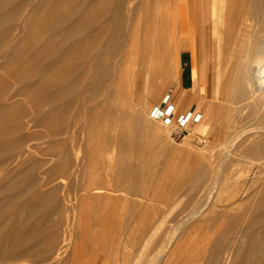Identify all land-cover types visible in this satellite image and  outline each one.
Segmentation results:
<instances>
[{"label": "bare ground", "instance_id": "6f19581e", "mask_svg": "<svg viewBox=\"0 0 264 264\" xmlns=\"http://www.w3.org/2000/svg\"><path fill=\"white\" fill-rule=\"evenodd\" d=\"M63 2L70 3V10L68 12H63L61 10V3ZM110 2H114L113 6H109ZM112 3L110 5H112ZM188 6H191V0H171V3H169L168 11L166 13L165 35L162 34L165 39L164 42L167 48L166 52L163 51L160 44V32L163 30L161 29V18L158 17L156 19L158 27L155 31V42L152 41L151 44L152 54L149 53L147 45L143 53L141 52L142 54H140V50L138 53L136 49H134L135 51L132 50L128 52L129 49L138 47L141 42V38H143L140 32L142 29L135 28L132 23L134 10L132 0H0V173L3 172L4 174L2 175H4V178H7L8 181L10 178L9 182H0V264H15L16 262L26 261L32 257L34 258L40 250L39 244L42 242L41 240L45 239L46 236H49V239H47L52 243L59 240L58 234L60 233L58 232V234H56L52 228L61 223L63 219L61 215H64V213H60V208L66 205L61 204L60 207V205H58L60 202H56L57 204H54L55 207L57 205L55 211L60 217L58 221L52 219L51 215L48 214L50 212H47L48 215L45 217L43 216L45 215L43 213V210L46 207L45 204L51 200L52 197L55 200L54 196L58 194L57 192L59 189L58 191L54 189L49 193H44L43 191L39 192V189H34V193L28 199H24L25 201H22L23 196L26 193L28 194V192H30L34 187H40V184L42 185V183L39 184V177L37 178L35 173V168L37 166H35V164H31L30 166L28 165L24 168L21 167L20 170L15 173L20 175V179L13 180L16 179L14 178L15 175L9 174L10 170L9 167H7L9 165L6 163V161L13 156L22 158L26 152L24 146L32 149L33 145L30 143L34 140L40 139L44 133L50 137H63L72 132V138L68 135L72 139V145H67L69 148L72 146V149H76L78 146V132H80V134L83 132L82 135L84 134L87 140L85 141L87 148L84 157L86 162L83 160L85 165L87 164L85 168L81 167L83 170L74 171L75 169L73 170L72 162H68L62 166L63 178L65 177L68 182L70 181V183H67L64 187L66 192L65 195L67 196H65L66 200L70 197L72 192L71 179L73 181V179L77 178V176L78 179H75V181L76 183L77 180L79 182L78 187L83 191L82 198L84 201H86L88 197L98 199L103 196L110 195L111 193H117L122 189H127L131 192H135L137 190V182H139L138 180L140 177L137 176L139 175L137 174L139 171V165H136L137 167L131 165V160L129 159L130 162H128L125 153L133 152L135 154L137 150L140 149L141 151L144 149L143 151L146 150L148 155L149 153L147 152V149L150 148L145 145V147L140 145V147H143H141V149L136 145L138 141L140 142V133L136 134L138 133L137 129L136 131H133L130 125L134 123L135 119L137 120L138 118H141L146 112V108L144 107L145 100H150V98L155 99L158 91L161 90L160 88L164 86L163 83L159 84V88H154V92L150 88V83L155 73V62L160 57L164 56V54L172 59V61H175L177 56L181 58L185 57L187 51H189L192 59L196 58L195 44L197 31H194L191 33L189 38H186V34L188 33L185 25L186 23H182L183 17L181 9L183 8V10H186ZM199 6V16L201 22L198 26V30L200 31L201 38L204 41V43H201L204 44V48L210 47V57L213 59L212 61L214 63L218 62V58L220 59L222 55L229 60L237 58L238 53L240 54L244 50L245 43L247 42L246 39L248 37L247 28L250 26V22L252 20H256L258 24H262L264 29V0H200ZM8 12L10 15H7ZM195 12L196 11L193 10V14H191V21L189 22L190 26L195 25ZM26 13L27 15L29 14L28 16L30 17V20H27L24 17L23 19L26 20V23L23 24L22 22L25 20L22 21V16ZM24 25L27 27V30L25 35L18 40V36L20 35L19 33L23 30ZM261 39L263 41V37ZM256 45L258 44H255V46ZM257 51H259V49H257ZM148 54H151V57ZM141 62L146 72L143 80L146 84H143L145 86L144 92L146 94L143 92V99L139 103L130 102L129 110L125 107L114 110V106L111 103V105L109 104V107H113H110L108 110L111 112L110 110L113 108L112 110L114 111L106 113V118L110 114L111 116L107 119L102 117L103 115L105 116V112L103 110L104 113H102V109L107 108L105 105H108L114 96H119L120 98L121 95H129V97H132L135 94L139 83V67L137 66H139ZM218 82L220 83L221 81ZM259 82L264 86V74L260 76ZM14 87L16 88L13 90ZM188 97H190L188 93L182 94L180 104L185 106L189 103L190 101L187 99ZM170 99L171 95L166 96L165 94L160 102H157V104L164 112L170 105H172L174 110L171 113V117H173L175 114L177 115L179 108L174 106L173 101H171V103ZM59 102H62L61 106ZM71 106L72 124H66L65 121L67 120L65 119L64 111H67V109L71 108ZM102 118L106 119V121L109 119L110 122H114L115 130H118L121 127V129H119L121 130V133L118 138H114V140L111 138L113 136H109L108 133H110L111 130L108 131L105 129L106 132H108L107 134L105 131L102 133L103 130L95 131V129H99L100 127L95 128L94 126H96V124L98 125L101 120L104 121ZM153 118L164 122L163 118ZM89 119H91V121ZM27 126L28 128L42 129L44 133H40L38 130L35 132L33 131V133L26 132L25 129ZM93 130L95 133L97 132L96 136H99L96 142H94ZM224 133L226 134L225 131L223 134ZM134 134L137 135V138ZM193 135V130L190 128L188 136ZM142 136L145 137V135ZM161 136L162 135L158 138ZM65 139L63 138V142ZM143 139L145 140V138ZM153 139L157 140V138ZM161 139L162 137L159 140ZM57 140L59 141V139ZM57 140H52L51 143H54V141L56 142ZM163 140L164 138L161 141ZM145 141H141L143 143L140 142V144L146 143ZM109 142H113V146L118 147L121 151V153L119 152L120 154L118 151L116 152V154H119L118 159L113 158L114 161L117 160L115 161L117 164L114 166H111L113 163L111 165L107 164V158H109V160L111 159L108 156L111 152L110 149L112 148L111 145H107ZM157 142L159 141L157 140ZM226 142L228 144V140ZM83 143L80 144L82 145ZM160 145L163 146L161 143ZM135 147H139V149H136ZM149 147H151L150 144ZM212 147L214 148V146ZM35 148L37 152H43L44 154L52 155L54 157H60V155L64 153L61 151V148H59V150L58 148L51 146L49 148L46 147V149L44 148L45 150L42 149V147H34V149ZM79 150L84 152L83 148L82 150L77 148V150L74 151L78 152ZM148 151H151V149ZM146 153H144V155ZM223 154L225 155L226 153ZM135 155L137 156V154ZM147 155H145V157H147ZM66 156L69 158L68 155ZM116 156L117 155L114 157ZM140 156H142V154H140ZM24 157L25 156H23V158ZM132 157H134V155ZM148 158L149 157H147V159L145 158L147 162ZM217 159H214L213 161H216ZM244 159L243 160L246 161L248 157H245ZM259 159L260 158L256 160ZM211 160L209 162H211ZM253 161L255 160L253 159ZM147 162L145 163L146 166L143 165L145 169H147L148 166ZM237 162L240 163V161L236 160L235 164H237ZM228 163H226V165H228ZM256 164L254 162L250 163V165L248 164V166H251L252 168V166ZM211 165L213 167L214 164L212 163ZM239 165L234 168L235 172H232L233 174L230 171V175H222V177H225L221 181L222 185L218 184L219 188H221L219 190L220 192L218 191V200H221L222 197H224L227 201L234 198L238 199V197L245 195L253 186L254 192L258 190L259 192L257 195L259 196L260 193L261 198L258 201V196H256L257 200L254 201H258V205L256 204L257 207L254 212H243V214H241L243 207L239 205L240 208L242 207L241 209L237 207L239 208L240 215H235L232 218L227 214L225 209L223 212L219 213V217L216 216L214 219L208 220L206 227L207 229H210L211 227L222 228V224H226L229 219L226 226L224 225L225 228L222 232H220L221 234L219 233L218 238L214 241V246L209 249L206 246L205 249H202L205 251H203L202 255L204 253H208L209 255L205 264L233 263L231 262L232 259L230 261V257L233 253H235L236 246H238L237 244L239 243L241 246L239 245L237 247V250H239V259L237 264H264V183L261 187L262 184L260 182H253L246 179L245 177H247V174L249 175L253 173H249L250 171L247 173V167L244 168ZM259 165H261V163ZM79 166L81 165L78 164L75 168H79ZM216 166L217 165L215 164L214 167L216 168ZM258 168L260 169V167ZM208 169L210 170V173L212 170L214 171V169L211 170L210 167ZM227 172L229 171H226L225 173ZM49 173L50 171H48V174ZM75 173L78 174L76 175ZM201 173L203 175V172ZM218 173L220 172L218 171ZM48 174L46 176H48ZM74 174L76 177H74ZM212 175L214 176V174ZM251 176L254 177V175ZM69 178L71 179L68 180ZM263 179L264 178L262 176V180ZM47 180L49 181L50 179ZM214 180L215 179L212 180L211 178V182ZM214 182L216 187V181ZM42 186L40 189H42ZM216 193L217 192H215V194ZM253 196H255V194L252 195V198H254ZM252 198L249 204L252 202ZM218 200L215 203L220 202ZM246 200L247 199L245 198V201ZM249 200L250 199H248V201ZM55 201H51L50 203H55ZM243 201L241 202L244 206L247 202L244 201V203ZM241 202L239 204H241ZM218 205L216 206L218 207ZM216 206H214V208H217ZM21 207L27 208L29 211V215L26 218H22L19 214V209ZM64 210L65 209L63 208V211ZM245 211L248 210L246 209ZM53 216L55 217L56 215ZM202 229L204 230V227ZM243 238H246V246L241 244V241H236L237 244L235 246L234 240H241ZM158 243H160V241ZM149 255L150 254H148V256ZM133 262V259L130 261L127 257L124 259L123 263L135 264V262Z\"/></svg>", "mask_w": 264, "mask_h": 264}, {"label": "rangeland", "instance_id": "374dc122", "mask_svg": "<svg viewBox=\"0 0 264 264\" xmlns=\"http://www.w3.org/2000/svg\"><path fill=\"white\" fill-rule=\"evenodd\" d=\"M199 1L200 0H191V6H188L186 10H183V8L181 9V14L183 17L182 23H186L185 25L188 32L186 34V38H189L191 36V33L197 31L195 44L196 58L192 59L189 51H187L185 57L181 58L177 56V58H175V61H172V59L167 57V55L165 54L164 56L160 57L155 62V73L152 77L150 88L154 92V88L158 89L159 84L163 83L164 86L160 88L161 90L158 91L155 99L150 98V100L146 99L145 102L143 101L144 107L148 111L145 109L146 112L141 118H138L137 120L135 119L133 124H129L130 127H132L133 131H136L137 129L138 133L136 134H141H139L141 138L140 142H144L146 140V143L140 144V142L138 141L136 145L139 147L140 145H143V147L148 146V148L151 149V151H148L150 149H147V152L149 153L147 155L146 150L143 151L144 149H142V146V148H140L143 152L140 151L139 147L136 148L137 146L135 145V148L139 149L137 150L138 153L135 152L137 156L139 154L138 157L133 152H130L132 155L130 153H125L128 162H130L129 159L131 160V165H133L134 167H137L139 165V171L137 173L139 175L137 176L140 177L138 180L139 182H137L138 187L135 192H131L127 189H122L117 193H111L110 195L103 196L98 199L88 197L86 201H84L82 198L83 191L78 187L79 182L78 180L77 183L75 181V179H78L77 176V178H74L73 181L71 178L68 179H71L72 182V189L70 188L72 192L70 197H68V199L66 200L67 196L65 195L66 192L64 190V187L65 185H67V183H70V181L68 182L65 177L63 178L62 166L63 164L65 165L68 162H72L73 170L75 169L74 171L83 170V168L81 167L85 168V166L87 165H85L84 163V161L86 160L84 157L87 148L85 144V141H87L85 135H82L83 132L81 134L80 132L77 133V148L81 150L83 148L84 151L82 152L79 150L77 152L74 151L77 150V148L72 149V146H70L71 148L68 147L69 145H72V132L68 134L71 138L68 135H65L66 137H50L47 136L42 129L28 128V126L26 127V132L33 133V131L35 132L36 130H38V132L44 133L40 137V139L34 140L32 141L33 143H30L33 146L37 145L34 147H42V149H46V147L49 148L51 146L58 149L61 148V151H63L64 153L61 154L60 157H54L52 155L44 154L43 152H37L36 148L34 149L33 146L32 149L24 146V148L26 149L25 155H23L25 156V159L23 158V156V160L22 158L13 156L8 161H6L7 165H9L7 166L10 170L9 174L15 175L14 178L16 179L12 178L13 180L20 179V175L15 173L16 171L20 170L21 167L24 168L28 165L30 166L31 164H35V166H37L35 168V173L37 178L39 177V184L42 183L43 186L40 184V187H34L31 190L32 192L30 191L28 192V194L26 193L23 196L22 201L28 199L34 193V189H39V192L43 191L44 193H49L54 189L58 191L59 189V191L57 192L58 194L54 196L55 200L56 198L57 200L55 201L52 197L53 199L51 198V200H49L45 204V212L43 210V213L45 214L43 215L44 217L50 214L52 219L55 221H58L60 217L55 211L57 205L55 207L54 204H57L56 202H60V204L58 203L60 207L61 204L66 206L60 208V213H64V215L60 214L63 218L61 223H59L58 226H54L52 228L56 234H58V232L60 233L58 234L59 240L55 243H52L50 240H48L49 236H46L45 239L41 240L42 242L39 244L40 250L38 246L39 251L37 252L36 256H34V258H30V261L26 260L22 262H16L15 264H124V259L127 257L130 259V261L133 259L135 264H205L208 260L209 255L208 253H204L203 256L202 253L204 250L202 249H205L206 246L208 247V249L214 246V241H216V238H218L219 236L218 234L225 228L229 219L227 220L226 224H222V228L211 227V230L207 229L206 227L208 220L214 219V217L216 216L219 217V213L223 212V210L225 209V211H227V214L232 218L235 215H240L239 205L243 207V209L241 210V214H243V212H254V210H256V207L258 205L257 203L261 198V195L260 193L259 196L257 195L259 192L258 190L254 192L253 184V187L245 195H243L242 197H238V199H230L229 201L225 200L224 197H222L221 200H218V191L221 189L219 188V185H222V179L226 175H230L232 172H235L234 168L239 164V166H243L244 168L247 167V173L249 171V173H253L249 175L247 174L248 178L245 177L246 179L253 182H260L262 184L261 187L264 183V179L262 180V176L264 178V175H262L264 174V86L259 82L260 76L264 74L263 25L258 24L256 20H252V23L250 22V26H248L247 28V42L245 43L244 50L240 54L238 53V59L235 58L233 60H229L222 55L224 59L221 56L220 59L218 58V62L214 63L212 61L213 59L210 57V47L204 48V44L201 43H204V41L202 40L200 31L198 30V26L201 22L199 16ZM111 3L112 2H110V4ZM113 3L112 5L109 4V6H113ZM169 3H171V0H132V4L134 5L132 23L135 28L142 29V31L140 32L143 38H141V42L138 46L140 49L136 47L129 49L128 52L136 49L138 53L140 50V54H142L147 45L149 53L152 54L151 44L152 41L155 42V31L158 27L156 19L158 17L161 18V29L163 30L160 32V44L163 48V51L166 52L167 48L164 42L165 39L162 34L165 35L166 13L168 11ZM61 5V10L63 12H68L70 10L69 2H63L61 3ZM193 10L196 11L194 13L195 25L190 26L189 22L191 21L190 18L191 14H193ZM8 14L9 12L7 13V15ZM28 15L27 13L24 14L22 16V21L25 20L23 19L24 17L27 20H30V17ZM22 23H26V20ZM26 30L27 27L24 25L23 30L19 33L20 35L18 36V40L25 35ZM262 37L263 41L261 39ZM258 40H260L261 42ZM255 44L258 45L255 46ZM202 48H204L205 50ZM257 49H259V51H257ZM151 54L148 55L151 57ZM137 67H139V83L138 89L135 94L132 97H129V95H121L120 98L119 96H114L110 100L111 102L109 101L110 103H108V105H105V107L107 106V111L104 108L102 109V113L105 112V116L102 114V117L106 118V113H111L117 108L125 107L127 108V110H129L130 102L139 103L143 99L142 94L145 91L144 85H146L143 80L146 72L142 66V62ZM218 81L221 82L219 83ZM15 88L16 87H14L13 90ZM171 90H173L172 94H170ZM184 93H188L190 96L187 98L190 102L185 106L180 104L181 95ZM144 94L146 93L144 92ZM165 94L166 96L171 95L170 102L173 101V105L179 108L177 115L178 113L186 112L189 110L197 111L202 114V120L199 123L193 124L191 126L194 134L193 136H188V132L190 129L185 134L180 135L179 133H177L174 127L166 126L161 120H155L152 117L151 113L153 109L159 106L157 102L159 103ZM111 103L114 107H110H113L114 110H112L113 108H111V112H109V104L111 105ZM59 104L61 106L62 102H59ZM64 113L65 119L67 120L65 121V123L72 124V106L71 108H68L67 111L65 110ZM109 116H111V114ZM109 116L107 118H109ZM92 118L94 119L93 116ZM106 119H103L104 121L101 120V122L98 124L100 126H98L97 124L96 126H94L95 128L100 127L101 129H93H95V131L103 130L102 133L105 131L106 134L108 133L106 132V130H111V132L108 133L109 136H113L111 137L113 139L118 138L121 133V130H119L121 129V127L118 130H115L114 122L111 121V123L109 119L108 121H106ZM89 120L91 121V119ZM95 131L94 142H96L99 137L98 135L96 136L97 132L95 133ZM224 131L226 132V134H223ZM136 134L134 135L137 138ZM159 134L162 135V139L164 138L163 141L164 143L166 142L165 144L163 143V141H161L162 139L159 140L161 138H158L160 136ZM142 135H145V137H143ZM63 138H67L64 140L65 143L63 142ZM143 138H145V140ZM153 138H157L159 142H157V140ZM57 139H59V141ZM52 140L57 141L51 143ZM82 140L84 141V143ZM227 140L228 144L226 142ZM79 142L83 143V146ZM109 143L107 145H111L112 148L110 149V153L113 154L109 153L108 156L112 160L110 159V162L109 158H107V164L111 165L113 163V165L111 166H114L115 164H117V162L115 163V161L117 160L114 161L113 158L118 159V155L121 153V151L118 149V147L113 146V142ZM160 143L163 144V146H161ZM149 144L151 147H149ZM212 146H214V148ZM117 151L118 153H120L116 154ZM144 153H146L145 155L149 157L148 162L146 161L147 157H145ZM223 153L226 154L224 155ZM140 154H142V156H140ZM66 155H68L69 158H67ZM110 155H112L113 157ZM115 155L117 156L114 157ZM133 155L134 157H132ZM79 156L80 158H83H81L82 161L84 159L85 160L82 162ZM245 157H248L246 161H244ZM134 158L136 161L134 160ZM258 158L260 159L256 160ZM214 159H217V162L213 161ZM230 159L233 160L231 161ZM253 159L255 161H253ZM210 160L211 162H209ZM236 160L240 161V163L237 162L238 165L235 164ZM132 161H134L135 163ZM145 161L148 165L147 169H145V167L143 166L146 163ZM75 162L81 166H79V168H75L78 165ZM254 162L255 164H257L253 165L252 168L251 166H248V164L250 165V163ZM209 163H213V167L216 164V168H213ZM226 163H228V165H226ZM258 163H261V165H259ZM142 166L144 169L142 168ZM209 167L211 168V170H216L215 173L213 170L210 173V170L208 169ZM258 167H260V169ZM207 169L209 173L207 172ZM48 171H50L49 174ZM218 171L220 173H218ZM226 171L229 172L225 173ZM201 172H203V175ZM2 174L4 173H0V182L8 181L7 178H4V175ZM47 174L48 176H46ZM75 174L77 175L78 173ZM75 174L74 177H76ZM212 174H214V176ZM222 175L225 176L222 177ZM251 175H254V177ZM140 178H143L144 180ZM211 178L212 180L215 179L214 181H216V187L215 182H211ZM47 179H50L51 181H48ZM41 186L42 189H40ZM215 192L217 193L215 194ZM254 194L255 196H253L254 198H252V195ZM256 196H258V201H254L257 200ZM250 197L252 198V202L249 204V202L251 201ZM245 198L247 199L246 201ZM248 199L250 200L248 201ZM217 200L220 202L215 203ZM243 200L247 202L244 206L241 202ZM51 201H55V203L52 202V204L50 203ZM240 202L241 204H239ZM216 205H218V207ZM214 206H216L217 208H214ZM63 208L65 209L64 211ZM246 209L248 211H245ZM19 211L18 212L22 218H26L29 215V211L27 208L21 207ZM47 212L50 213L47 214ZM53 215L56 216L54 217ZM200 220H202L204 223ZM190 223L192 224V226ZM203 227L204 230L202 229ZM159 241L160 243H158ZM236 241H241V244H243L244 246H246L247 244L246 238H243L241 240L235 239V246L237 244ZM237 245L239 246L240 243ZM238 246H236L235 249L237 252L235 251V253H233L230 257V261L232 259L231 262L233 263L228 264H237L239 259V250H237ZM147 253L150 255L148 256Z\"/></svg>", "mask_w": 264, "mask_h": 264}, {"label": "built area", "instance_id": "2783aa9c", "mask_svg": "<svg viewBox=\"0 0 264 264\" xmlns=\"http://www.w3.org/2000/svg\"><path fill=\"white\" fill-rule=\"evenodd\" d=\"M173 90H171V93ZM167 100V99H166ZM174 107L170 105L164 112L162 108L155 107L152 111V116L155 118H163L166 126L174 127L180 135L185 134L193 124L199 123L202 119V114L197 111L189 110L187 112L178 113L171 117Z\"/></svg>", "mask_w": 264, "mask_h": 264}]
</instances>
